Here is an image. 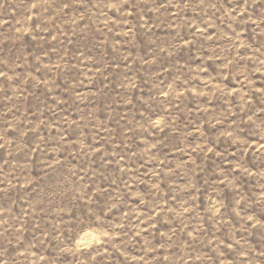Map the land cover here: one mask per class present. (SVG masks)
I'll list each match as a JSON object with an SVG mask.
<instances>
[{"label": "rangeland", "instance_id": "rangeland-1", "mask_svg": "<svg viewBox=\"0 0 264 264\" xmlns=\"http://www.w3.org/2000/svg\"><path fill=\"white\" fill-rule=\"evenodd\" d=\"M0 264H264V0H0Z\"/></svg>", "mask_w": 264, "mask_h": 264}]
</instances>
